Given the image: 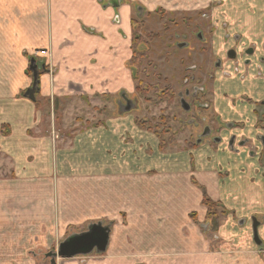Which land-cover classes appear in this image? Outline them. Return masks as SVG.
I'll return each mask as SVG.
<instances>
[{"label": "crops", "instance_id": "0c3cea01", "mask_svg": "<svg viewBox=\"0 0 264 264\" xmlns=\"http://www.w3.org/2000/svg\"><path fill=\"white\" fill-rule=\"evenodd\" d=\"M136 1L141 2L146 11L159 7L176 10L188 4H196L199 8L210 2L0 0V34L3 28L11 29V33L16 29L23 36L26 34L29 39L27 50L41 49L39 52L44 61L34 100L24 94L30 84L26 67L0 66V153L4 155L0 159L9 163L7 168L6 165L0 167L3 206L16 199L18 203H24V196L35 202L43 197L46 203L49 199L46 192H54L62 187H57L59 183L65 184L71 178L66 173L59 176L56 171V167L63 168L70 163L65 155L71 149L80 157L73 155V165L82 169L79 209L72 211L71 217L77 215L90 220L120 215L127 210L133 218L134 231L143 233L127 244L122 239H115L114 250L120 249L118 253L113 250V254L103 255L97 260H85L87 264H264V224L258 228L261 245H257L247 233L238 237L242 227L246 232L250 230L246 215L264 214V181L258 179V165L244 157L246 148L239 145L242 139L235 132L230 131L227 140L223 138L218 142L216 152H221L219 155L190 149L169 154L159 149V139L154 133L138 127L132 113L114 111L105 115L107 96H113L112 104L119 107L116 99L122 95L130 98L134 92L128 62L132 56V12ZM238 1L228 0L230 10L233 9L229 16L231 19L249 14L248 11L242 13L240 9L253 3ZM244 22L250 29L256 24L249 15ZM234 28L235 32L240 30L238 25ZM0 52L5 55V51ZM61 98L89 100L91 108L96 111V114L79 118L84 127L75 132L78 134L71 141L73 147L70 148L65 145L57 147L58 138L52 139L48 135L51 122L56 132L54 113V118L48 116L42 121V101L57 104ZM217 115L222 121H243L245 118L237 110V116L232 119L224 118L219 112ZM232 134L235 141L232 147H228ZM46 153H54V156L49 155L48 159L46 155L45 159L29 161L30 156ZM10 169H18L15 176L5 173ZM191 173L212 199L221 200L226 208L241 218L239 221L245 223L235 224L233 218L222 222L216 228L218 231L214 230V245L206 242L200 233L196 239V233H192L194 225L190 227L185 223L187 228L190 227L187 229L184 224L185 220L187 222L185 210L199 206L201 198L200 189L190 183ZM222 173L225 174L224 180L220 178ZM62 190L59 194L64 199ZM28 204L30 207L33 202ZM26 206L24 203L18 207L21 209L19 214L26 215L34 210ZM39 207L35 212L39 213L43 224H53L57 213L64 214L52 206L43 207L40 203ZM78 220L70 219L63 224ZM178 224H181L177 231H181L182 241H177L169 233L171 227ZM150 232L157 234H145ZM179 243L182 250L173 251V246ZM171 251L178 254L171 255ZM75 258L65 262L76 264Z\"/></svg>", "mask_w": 264, "mask_h": 264}, {"label": "rangeland", "instance_id": "374dc122", "mask_svg": "<svg viewBox=\"0 0 264 264\" xmlns=\"http://www.w3.org/2000/svg\"><path fill=\"white\" fill-rule=\"evenodd\" d=\"M188 1H190L188 3H193L191 2L192 0ZM209 1L208 4L206 2L205 5H201L199 8H197L196 4H188L184 8H176V10H166L159 7L153 11H146L144 8L145 12L138 10L140 13L137 11V6L133 8L132 18L138 21L137 24L139 25L135 32H137L136 35H139L140 46L146 50V56L140 61L136 70L137 80L133 81L135 86L139 80H144V86L147 91L143 96L138 93L141 97L135 93L134 88V92L128 98L130 109L125 108L126 101L121 97L116 99L119 104V107H116L112 104L113 96H107L105 98L107 103L104 105V111H107L105 115H111L114 111L122 113L126 111L135 115L134 119L149 120L153 128L152 131H146L154 133L155 136L157 134L155 133L154 123L160 120V116L168 115L172 119L170 128L174 133L173 144L172 142L169 143L171 134L164 136L168 142L164 150L169 154H178L184 149H190L197 153L206 151L207 155H209L210 151L213 155H219L221 152H216L218 142L220 140L223 141V138H228L231 132H235L238 138L242 139L241 146L246 148L244 157L258 165L257 175L260 177L258 179L264 181V145L258 135L260 133L264 135V129H256L258 128L257 124L261 123L257 120V117L264 124V100L260 101V99H264V57L261 60L262 56H264V0H249V2H253L250 3L251 6L245 2L248 5H244L245 8L240 9L243 11L242 13L248 11L249 14L247 15L250 16V20L252 18L255 20L256 24L251 29L245 26L244 19L247 21V15H245L246 18L245 16L242 18L239 15L233 19L229 17L233 13V9L230 10L231 6L228 0ZM238 2H241V0ZM135 4L143 6L138 1ZM237 25L240 30L235 32L234 27ZM10 31L11 29L3 28L2 35L0 34V50L5 51V55L0 52V66L26 67L25 73L30 82L28 87H30L34 80L33 65L36 67L35 71L38 76L44 67V61L41 58L42 54L39 52L41 49L36 51L35 48L27 50L26 46H28L29 42L27 35L24 34L23 36L16 29L14 33ZM235 36L240 39L238 41L235 40ZM245 47L254 48V55L249 57V67L246 64L247 61L245 62L247 54L243 53ZM230 48L237 51V61L225 55ZM32 59H34L33 63H31ZM217 60L220 61V66H215V61ZM238 71L240 72L238 73ZM211 75L213 76L212 78H210ZM38 76L37 79L39 80ZM194 87H203L205 94L203 96L201 94L198 95L199 98L196 101L193 100L191 94L188 97L184 96L185 100L190 103V110L187 111L181 107L178 95L179 93L184 95L186 90L192 92ZM167 91L173 93V98L160 100L159 97L162 96V93ZM207 101L210 104L209 107L203 106ZM40 107L42 110V121L47 119L48 116L51 119L55 117L54 128L56 132L52 129L53 125L51 122L49 128L51 133L48 135L52 139L55 136L58 138L57 147L60 145H65L67 148L73 147L71 141H74L75 139L73 138L78 134L75 132L84 127L83 121L79 118L93 113L96 114L94 108H91L89 100L61 98L60 100L58 99L57 104H50L43 100ZM236 110L245 116L243 121H241L242 119L235 120L240 124L242 123V127H238L231 132L230 129L224 127L221 131L217 130L216 128L219 126L215 118L218 112L224 118L232 119L237 116L235 115ZM256 112L258 116L254 119ZM53 113L55 114L54 117ZM192 118H194V121L198 119L200 123L202 122L200 120L205 118L204 122L210 124V127L214 130L211 131L209 136L202 137L201 142L198 144L197 138L201 136L195 135L196 129L194 126L187 125ZM87 123L92 124L90 121H87ZM67 125L68 128L66 129ZM257 131L259 132L258 134H256ZM243 137L249 138L245 139ZM215 138H218L219 141L217 142ZM222 144L225 145L226 141ZM51 150L53 152V144ZM46 155L49 159V155L54 156V153L30 156L29 161L45 159ZM73 155L80 159L79 155L70 149L65 155V158L70 160L68 161L70 163H67L63 168L56 167L57 175L61 176L66 173L71 175V178L65 181V184L59 183L57 187H62L56 188L54 192L50 191L52 194L46 192L49 195L46 203L43 197L35 202L24 196L26 207L34 208V210L26 215H21V213L19 214L21 209L18 207H22L24 203H18L16 199L12 203L8 202V204L3 206L5 202L0 199V264H51L49 258L43 257L44 253L55 250L58 243L65 237L86 230L91 223L111 224L107 252L98 253L93 250L87 255H77L75 258L77 259V262L75 261L76 264H87L85 260H97L103 255L113 254L115 239H122L127 244L130 241L133 242L136 235L143 234L134 231L132 228L133 218L128 215L127 210L122 211L120 215L97 217L96 219L90 218V220L81 219L82 217L77 215L71 217V212L79 209V179L80 175H82V169L75 164L73 165L74 160L71 159ZM3 157V153H0V158ZM2 160L0 159V167L5 165V168L9 167V163ZM60 161L62 160H57L56 162ZM78 161L77 163H79ZM51 163L54 165L53 160ZM52 169L55 171L54 166ZM16 170L18 169L5 170V173L7 172L8 176H15ZM1 174L2 169L0 170V176H2ZM224 176L225 174L223 173L220 175L221 180H224ZM189 180L191 184L201 191L199 206H193L191 209L185 210L187 222L185 220L184 224L188 223L190 227L194 225L196 229L193 228L192 233H196V239L199 238L197 236L198 233H200L202 238L206 239V242L210 241L211 245L215 239V231L212 229L207 231L208 228L203 231L201 224L215 225V222H217L219 226L227 219L232 220L233 218L235 224L245 225L244 221H239L241 218H238L232 210L226 208L221 200L212 199L193 173L190 174ZM60 189H63L62 192L65 193L64 199L59 194ZM203 191L220 205L211 209L210 214H208L207 206L202 204ZM44 195L45 193L42 194V196ZM28 202H33L32 206L28 207ZM40 203L43 207L50 208L52 206L58 208L56 211H63L64 214L57 213L53 224L47 221L46 224H43L40 222L41 216L35 212L36 209L40 208ZM246 216L248 217V222L246 219V223L250 226V230L247 229L246 232V229L242 227L238 237H242L246 233L251 237L253 236L251 227V217L253 216ZM254 217L259 222V225L264 224V214H254ZM76 218L80 220L63 224L67 220ZM136 218L139 219V217ZM55 222L56 224L54 225ZM242 222L243 224H241ZM179 225L181 224L173 225L169 233L174 235L177 241H182L181 231H177ZM187 226L185 224L186 228ZM190 227L187 229H190ZM145 234L153 235L157 234V232ZM217 235L219 236V234ZM220 245H223V243ZM173 247V251L182 250L181 243ZM119 250L117 248L114 251L118 253ZM173 251L169 253L171 255L178 254ZM72 258H58L56 264H67L65 261L72 260ZM80 259H84V261Z\"/></svg>", "mask_w": 264, "mask_h": 264}, {"label": "water", "instance_id": "95a60500", "mask_svg": "<svg viewBox=\"0 0 264 264\" xmlns=\"http://www.w3.org/2000/svg\"><path fill=\"white\" fill-rule=\"evenodd\" d=\"M180 46H182V44H180ZM232 52H234V50H230ZM228 55L229 52H228ZM234 54L230 55V57H233ZM34 62V59L31 60V63ZM32 69H34V80H33V84L28 87L25 90V96H27L29 99L34 100L35 99V90H36V86L38 83V79H37V72L35 71L36 67H32ZM124 99L126 101V105L125 108L126 109H130V102L129 100H127L124 96ZM182 100V104L183 107L187 110L188 109V105ZM186 105V106H184ZM262 144L264 145V136L260 138ZM258 225L259 222L257 221V219L255 217L252 218V238L253 241L257 244V245H261V239L259 238V234H258ZM110 233H111V224H102L101 222H97V223H91L90 225H88L87 229L79 232V233H74L72 235H70L69 237H67L66 239H64L58 246V250L55 253L52 252H48L45 254V256H49L51 257L50 262L53 263L54 262V256L58 255L61 258H72L75 257L77 255H87L89 253H91L93 250H95L96 252L100 253V252H104L107 249L108 243H109V239H110Z\"/></svg>", "mask_w": 264, "mask_h": 264}, {"label": "trees", "instance_id": "16d2710c", "mask_svg": "<svg viewBox=\"0 0 264 264\" xmlns=\"http://www.w3.org/2000/svg\"><path fill=\"white\" fill-rule=\"evenodd\" d=\"M159 10V9H158ZM162 12V11H161ZM138 21H136L134 18H132V42H131V49H132V56L130 61L128 62L129 68L132 73V78L133 80H137V75H136V70L137 67H139L140 61L145 58L146 56V50L140 46V42L138 41L139 35H136L137 32L136 29L139 27L137 24ZM143 29V27H141ZM27 72V71H26ZM145 81L144 80H139L138 84L135 85V93H140L142 96L146 94L147 88L144 86ZM138 94L139 96H141ZM141 96V97H142ZM173 98V93L170 91L163 92L162 96L159 97L160 100H166V99H172ZM149 100V99H148ZM150 101V100H149ZM171 118L168 115H162L160 116V120H158L156 123H154V129L156 130L155 133L157 134V137L159 139V149L164 150L168 142L165 139V135L171 134V139H169V143L173 142L174 138V133L172 129L170 128V122ZM136 123L140 129H145L148 131H152V125L151 121L146 120V119H136ZM100 124V123H98ZM154 132V131H153ZM203 197H202V204L204 206H207V210L209 211L208 214L211 213V209H214L215 207L220 206L217 202L213 201L206 193L203 191ZM208 224V223H207ZM208 229L215 230L216 227L218 226V223L215 222V225H209L208 224Z\"/></svg>", "mask_w": 264, "mask_h": 264}, {"label": "flooded vegetation", "instance_id": "af4514ba", "mask_svg": "<svg viewBox=\"0 0 264 264\" xmlns=\"http://www.w3.org/2000/svg\"><path fill=\"white\" fill-rule=\"evenodd\" d=\"M137 6V11L140 9V11L141 12H145V9H144V7L142 6V5H135V7ZM139 12V11H138ZM137 12V13H138ZM140 13V12H139ZM237 34V33H236ZM234 39L235 40H239L240 38L238 37V36H235L234 37ZM230 50H234V49H232V48H230V49H228L227 51H226V56H228L229 58H233V60L235 59V61H237V58H238V56H236L238 53H237V51L236 50H234V52H232V51H230ZM228 52H229V54L230 55H232V54H234V56L233 57H230V55H228ZM243 53H246L247 55V57H245V62H246V64H247V66L250 64L249 63V60H250V56L252 57L253 55H254V48H252V47H245L244 49H243ZM262 56V55H261ZM263 57L264 56H262V58H261V60H263ZM221 65V63H220V61L219 60H217V61H215V66H220ZM250 66V65H249ZM248 66V67H249ZM257 67H259V65H257ZM213 76L211 75V77L210 78H212ZM191 94V96H192V98H193V100H197L198 98H199V96L198 95H204L205 94V91H204V89H203V87H201V88H197V87H194L193 88V90H192V92H188V90H186L185 91V94L183 95L182 93H179V100H180V104H181V107L183 108V109H185L184 107H183V104H182V100L188 105V109H187V111H189L190 110V103H188L186 100H185V98H184V96H186V97H188L189 95ZM124 96L125 95H122L121 96V98L122 99H124ZM205 97V96H204ZM119 98H120V96H119ZM125 98L127 99V100H129L126 96H125ZM125 100V99H124ZM206 100H208V99H206ZM261 100H264V99H260V101ZM184 103V104H185ZM209 105L210 104H208V101L206 102V103H204L203 104V106H205V107H209ZM184 106H186V105H184ZM186 110V109H185ZM254 111H255V109H254ZM254 114V113H253ZM254 116H255V119H256V117L258 116V114H257V112H256V114H254ZM263 116V115H262ZM189 120V119H188ZM215 120H216V122H217V124H218V126L219 127H217L216 129L217 130H219V131H221V129L224 127V128H227V129H230V131H232V130H236L238 127H242V123L240 124V123H238L237 121H233V120H228V121H224V122H222L221 121V119L219 118V116L218 115H216V118H215ZM257 120H259L261 123H259V124H257V127L258 128H256V129H261V130H263L264 129V124H263V122L261 121V119L259 118V117H257ZM200 121H202L201 123H204V124H202L201 125V123L198 121V119L197 120H195L194 121V118H192V119H190V121H188V124L187 125H192V126H194V128L196 129V131H195V135H197V136H201V137H198L197 138V144L199 143V142H201V138L202 137H206V136H209L210 135V133H211V131H214L213 129H212V127H210V124H207V123H205L204 121H205V118H203V120H200ZM261 124V125H260ZM185 125V124H184ZM259 132L257 131L256 132V134H258ZM259 136H260V138L261 137H263L264 135L263 134H258ZM215 140H217V142L219 141V139L218 138H215ZM234 141H235V135H233L232 134V136L229 138V140H228V147H232L233 146V143H234ZM239 145H242V143H241V140H240V143H239ZM105 225V224H104ZM201 227H203V231L205 230L206 231V229L209 227L208 226V224L206 225V224H201ZM72 235V234H71ZM70 235H68L67 237H69ZM67 237H65L64 239H66ZM63 239V240H64ZM62 240V241H63ZM62 241H60L59 243H58V245H57V247H56V249L55 250H51L50 252H52V253H55V252H57V250H58V246H59V244L62 242ZM49 251H47V252H45L44 253V256L43 257H45V258H49V262H50V260H51V257H49V256H45V254L46 253H48ZM76 257V256H75ZM54 258V262L53 263H51V264H56L57 263V259L58 258H61V257H59L58 255H56V256H54L53 257ZM61 259H69V258H61Z\"/></svg>", "mask_w": 264, "mask_h": 264}]
</instances>
